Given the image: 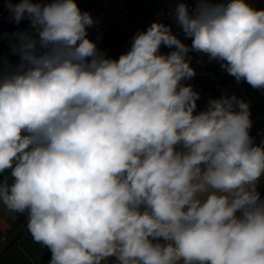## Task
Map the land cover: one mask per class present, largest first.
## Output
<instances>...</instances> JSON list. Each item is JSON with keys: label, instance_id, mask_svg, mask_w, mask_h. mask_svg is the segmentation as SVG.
Segmentation results:
<instances>
[{"label": "clouds", "instance_id": "clouds-1", "mask_svg": "<svg viewBox=\"0 0 264 264\" xmlns=\"http://www.w3.org/2000/svg\"><path fill=\"white\" fill-rule=\"evenodd\" d=\"M194 3L168 12L184 39L156 20L112 58L77 0H5L28 26L0 32V204L26 214L48 264H264L250 105L222 94L198 111L185 83L196 52L264 90V9Z\"/></svg>", "mask_w": 264, "mask_h": 264}, {"label": "crops", "instance_id": "crops-1", "mask_svg": "<svg viewBox=\"0 0 264 264\" xmlns=\"http://www.w3.org/2000/svg\"><path fill=\"white\" fill-rule=\"evenodd\" d=\"M19 0H13L17 3ZM174 0H129L133 8V17L128 26H123L119 20H113L109 30V39L103 51L112 58H118L130 47V40L137 31L146 30L154 21L153 15L160 10H165L172 5ZM190 7H195L194 0H187ZM256 9H264L259 6L264 0H248ZM82 11H89L96 19L107 13V9L97 0H77ZM161 21L171 24L173 31L182 32L171 19L165 16ZM28 26V21H21L19 25L9 23V12L5 6V0H0V32H13L17 28L24 29ZM95 30V26L88 29L89 37ZM190 44L191 40H185ZM6 40L0 41V54H8ZM170 49L162 48V52L167 53ZM192 66L196 69V76L190 81L194 88L200 92L201 98L198 103V111L202 110L208 99L219 98L222 94L232 95L242 98L250 105L251 119L253 126L251 135L259 143L264 139V90L254 89L246 82H236L235 78L222 71L217 61H209L207 55L196 52L190 53ZM15 60V57H12ZM7 179L11 183L9 172L0 174V182ZM260 191L264 194V180L260 183ZM51 253L46 247L35 242L27 230L26 214L11 213L0 204V264H48Z\"/></svg>", "mask_w": 264, "mask_h": 264}, {"label": "built area", "instance_id": "built-area-1", "mask_svg": "<svg viewBox=\"0 0 264 264\" xmlns=\"http://www.w3.org/2000/svg\"><path fill=\"white\" fill-rule=\"evenodd\" d=\"M106 9L107 13L97 17V25L90 39L97 42L98 47L103 51L106 42L109 39V30L111 28L113 20H119L123 26H128L133 17V8L129 4V0H97ZM177 0H174L171 6L165 10H160L153 15V20H161L165 16H169L168 12L171 8L175 7ZM264 2H261L259 6H263Z\"/></svg>", "mask_w": 264, "mask_h": 264}]
</instances>
